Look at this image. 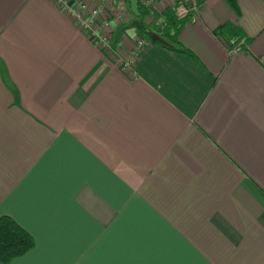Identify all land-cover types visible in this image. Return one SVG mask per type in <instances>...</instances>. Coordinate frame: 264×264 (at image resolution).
I'll return each instance as SVG.
<instances>
[{
	"label": "crops",
	"instance_id": "0c3cea01",
	"mask_svg": "<svg viewBox=\"0 0 264 264\" xmlns=\"http://www.w3.org/2000/svg\"><path fill=\"white\" fill-rule=\"evenodd\" d=\"M237 7L200 0L193 56L129 77L50 1L0 0V217L35 243L9 264H264V1Z\"/></svg>",
	"mask_w": 264,
	"mask_h": 264
},
{
	"label": "built area",
	"instance_id": "2783aa9c",
	"mask_svg": "<svg viewBox=\"0 0 264 264\" xmlns=\"http://www.w3.org/2000/svg\"><path fill=\"white\" fill-rule=\"evenodd\" d=\"M59 11L68 16L106 60L115 64L129 77L136 76V67L141 55L151 46V41L133 33L128 45L114 43L115 25L130 16L125 0H48ZM153 21L154 29H164L167 17L178 22H195L199 18L200 0H137ZM124 34V33H123ZM126 34V32H125ZM124 34V38H126ZM245 39L230 42L226 51L230 55L245 52ZM264 69V54L258 58Z\"/></svg>",
	"mask_w": 264,
	"mask_h": 264
},
{
	"label": "trees",
	"instance_id": "16d2710c",
	"mask_svg": "<svg viewBox=\"0 0 264 264\" xmlns=\"http://www.w3.org/2000/svg\"><path fill=\"white\" fill-rule=\"evenodd\" d=\"M126 1V0H125ZM228 6L238 12L237 0H224ZM264 1V0H262ZM130 15L133 16V28L136 32H138L141 36L150 40V36L152 33H158L161 38L165 41L164 44L152 42L154 45L162 46L171 51H177L185 54H189L193 56L192 52L185 50L182 46H180L177 38L178 33L182 27L184 22H178L173 19L171 16L167 17L166 27L164 29L155 30L151 28L153 21L151 19H147L148 14L142 7L138 4V20L136 21V17L133 12L130 10L129 4L126 1ZM146 20V23L144 22ZM234 28L229 24H224L222 26L223 32H231ZM243 37L237 38L233 42H238L242 40ZM34 239L33 237L23 229L14 219L10 216L4 215L0 217V264H9L15 258L21 257L31 251L34 248Z\"/></svg>",
	"mask_w": 264,
	"mask_h": 264
},
{
	"label": "rangeland",
	"instance_id": "374dc122",
	"mask_svg": "<svg viewBox=\"0 0 264 264\" xmlns=\"http://www.w3.org/2000/svg\"><path fill=\"white\" fill-rule=\"evenodd\" d=\"M133 21H134V18H133V16H129L128 17V19L127 20H124V21H122V22H120V23H118V24H116L115 25V29L116 30H118L119 28L121 29L122 27H124L125 28V30L126 31H124L123 30V33L125 34V32H126V34H125V36H126V40H128V37L129 36H133V33H136V34H139L138 32H136L135 31V29L133 28ZM144 22L146 23V20L144 19ZM151 28H153L152 27V25L150 26ZM154 29V28H153ZM154 33H155V31H154ZM155 34H157V35H159L158 33H155ZM140 35V34H139ZM160 36V35H159ZM161 37V36H160ZM151 45H154V44H152V42H151ZM148 49V48H147Z\"/></svg>",
	"mask_w": 264,
	"mask_h": 264
},
{
	"label": "water",
	"instance_id": "95a60500",
	"mask_svg": "<svg viewBox=\"0 0 264 264\" xmlns=\"http://www.w3.org/2000/svg\"><path fill=\"white\" fill-rule=\"evenodd\" d=\"M129 4L130 10L136 17V21L138 20V1L137 0H126ZM151 41L164 44L165 41L157 34L152 33L150 36Z\"/></svg>",
	"mask_w": 264,
	"mask_h": 264
}]
</instances>
